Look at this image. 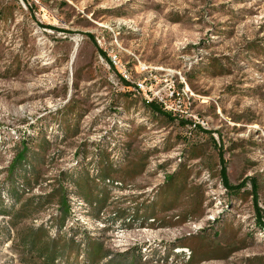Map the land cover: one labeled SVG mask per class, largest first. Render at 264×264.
Masks as SVG:
<instances>
[{"label": "rangeland", "instance_id": "rangeland-1", "mask_svg": "<svg viewBox=\"0 0 264 264\" xmlns=\"http://www.w3.org/2000/svg\"><path fill=\"white\" fill-rule=\"evenodd\" d=\"M88 173L98 211L76 192ZM26 178L22 201L70 189L69 264L89 239L100 264H264V0H0V264H26L17 229L57 233L56 198L13 227Z\"/></svg>", "mask_w": 264, "mask_h": 264}, {"label": "trees", "instance_id": "trees-1", "mask_svg": "<svg viewBox=\"0 0 264 264\" xmlns=\"http://www.w3.org/2000/svg\"><path fill=\"white\" fill-rule=\"evenodd\" d=\"M215 59H212L211 62L214 63ZM145 104L150 109V111L155 116H162L163 118H166L169 121H174L176 117H179L177 114H173L172 111H169L165 108V106L161 103H159L156 100L152 101H146ZM182 123H187L188 121L181 120ZM195 126H198L195 124ZM36 138H33L31 136H25L20 137V143L22 146V149L16 154L14 157V160L11 164V170L12 172H15V170L18 168V166H23L24 162H26L28 158V152L30 151V146L33 144V141ZM45 141V140H44ZM46 142V141H45ZM216 144V143H215ZM220 153V177L223 185L227 188L228 191L232 192H240L241 189L246 185V182L248 179H245L241 181L238 184H232L229 181L228 175H227V164L226 160L223 157V151L222 149L219 150ZM99 164H103V168L109 172L112 168H115L114 164L111 161H107V159H100ZM35 180L38 178V174L34 173ZM104 176V170H101L100 175ZM105 177V176H104ZM175 176L169 177L171 179L170 184L168 183L167 186L169 188H176L179 189L182 188L181 186H175V181L173 179ZM251 179V178H250ZM253 179V178H252ZM251 179V180H252ZM93 181L92 177H90L89 173L87 177L85 178V184H81L82 182L80 179H78V182L76 183L79 187V194L88 201V203L91 205V208L93 210H100V205L104 202L105 196L100 199V197H94L93 191L90 189V184ZM23 186L25 189L22 192H19V190L14 189L13 190V196L15 197V209L14 207L8 211L10 214L11 223L13 227H18L19 222H21L20 219L27 218L32 216V214L37 213L39 209L46 203H51L55 200L59 205L60 212L58 216L56 217L55 222L50 220V229L52 226L57 227V233L55 236L49 234L48 228H45L44 226L35 228H27V229H17V238H18V247L19 252L21 254V260H23L26 264H69V259L72 254L79 255V253L82 251V243L78 241L75 237V231H73L75 228L71 227L69 233H62V228L65 226L66 220L71 215V204H70V196L71 193L70 189L67 187L59 184L57 185L50 195L47 197H30L26 199L25 201H22L23 194L30 190L32 187V181L28 178H26L25 181H23ZM252 196L255 202L256 207V224L260 226L264 230V211L261 207L258 205V184L255 182H252ZM176 193V192H175ZM42 199H45V202L42 201ZM96 205H98L96 207ZM87 245L86 247V253H87V264H100L101 261L109 256L108 251L104 249V244L98 240H86L84 241ZM83 242V243H84ZM75 252V253H74ZM195 256H193V260H195Z\"/></svg>", "mask_w": 264, "mask_h": 264}, {"label": "built area", "instance_id": "built-area-1", "mask_svg": "<svg viewBox=\"0 0 264 264\" xmlns=\"http://www.w3.org/2000/svg\"><path fill=\"white\" fill-rule=\"evenodd\" d=\"M184 252L188 255V257H190V251L188 249H184Z\"/></svg>", "mask_w": 264, "mask_h": 264}]
</instances>
